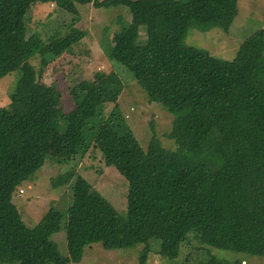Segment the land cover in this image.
<instances>
[{"label": "trees", "instance_id": "1", "mask_svg": "<svg viewBox=\"0 0 264 264\" xmlns=\"http://www.w3.org/2000/svg\"><path fill=\"white\" fill-rule=\"evenodd\" d=\"M45 2L55 4L58 16L32 29L33 10ZM87 4L121 8L108 59L132 73L150 102L173 114L167 137L174 148L154 134L146 148L140 145L115 103L118 72L89 90L71 87L66 112L57 108L51 86L38 81L28 59L38 57L47 67L79 42L85 32L78 7ZM237 12V0H0V78L19 71L9 92L12 108H0L1 263H78L84 247L99 242L105 249L144 243L139 264H145L151 251L175 257L192 228L205 245L264 255V28L251 33L229 63L184 43L192 24L230 33ZM105 103L114 104L113 113L93 141L127 181L126 212L76 181L63 256L49 238L56 222L27 226L12 194L55 143L80 142L86 122ZM150 238L160 239L157 249Z\"/></svg>", "mask_w": 264, "mask_h": 264}, {"label": "rangeland", "instance_id": "2", "mask_svg": "<svg viewBox=\"0 0 264 264\" xmlns=\"http://www.w3.org/2000/svg\"><path fill=\"white\" fill-rule=\"evenodd\" d=\"M78 8L79 24L85 32L84 37L63 51L47 67L41 66L38 57L28 59L36 71L38 81L51 86L57 108L66 112L73 103L69 94L71 87L79 84L89 90L110 72H118L121 92L115 103L140 145L146 148L154 134L164 147L174 148V141L167 137L173 114L162 104L150 102L132 73L125 66L108 59L113 30L117 25L114 17L121 8H95L91 4L80 5ZM237 8L238 12L230 25V33L220 27L201 31L192 24L187 29L184 43L204 50L207 56L223 63L231 62L236 58L243 41L257 29L264 28V0H237ZM57 16L54 3H39L33 10L29 24L32 29H36L40 21ZM18 75L19 71L14 70L0 78V108L3 110L12 108L9 92ZM113 106V103H105L94 118L86 122L80 142L55 143L44 164L17 185L12 194V202L20 210L27 226H34L40 220L56 222L57 229L49 238L54 249L63 256L67 254L66 210L70 205L71 187L76 181L86 183L89 191L100 192L120 214L126 212L127 181L115 167L105 163L103 153L93 141L104 119L113 113ZM56 125L58 135H61L62 121L59 119ZM194 235H197V231L192 228L175 257L167 258L151 251L145 264H205L213 261L264 264V255H251L205 245ZM159 243L160 239H149L150 246L156 249ZM143 247L144 243H139L131 247L105 249L97 242L84 247L78 263L68 264H139V254ZM241 260L245 261L240 263Z\"/></svg>", "mask_w": 264, "mask_h": 264}, {"label": "built area", "instance_id": "3", "mask_svg": "<svg viewBox=\"0 0 264 264\" xmlns=\"http://www.w3.org/2000/svg\"><path fill=\"white\" fill-rule=\"evenodd\" d=\"M22 191V190H21Z\"/></svg>", "mask_w": 264, "mask_h": 264}]
</instances>
